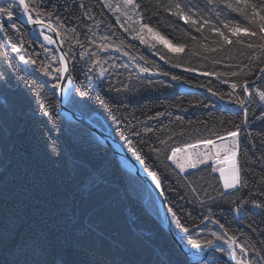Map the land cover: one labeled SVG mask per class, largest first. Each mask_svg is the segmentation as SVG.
Wrapping results in <instances>:
<instances>
[{
  "label": "trees",
  "instance_id": "obj_1",
  "mask_svg": "<svg viewBox=\"0 0 264 264\" xmlns=\"http://www.w3.org/2000/svg\"><path fill=\"white\" fill-rule=\"evenodd\" d=\"M11 2L3 1L0 7H7ZM26 2L36 3L37 0ZM197 2L203 6L204 0ZM79 4L87 6L91 19L83 16L86 9ZM108 4V0H43L40 4L43 11L54 13L52 17L41 15L40 18L60 33L64 52L71 46L77 54L76 60H69L71 74L76 80L73 87H87L90 94L84 103H78L81 98L70 93L65 107L91 119L101 130L108 129L135 162L130 146L121 136L129 120L137 125L142 136L145 126L165 129L158 133L161 138L182 131L184 135L173 138L177 144L195 143L203 138L215 139L240 125L238 159L242 175L248 174V188H241L234 196H228L221 202L218 192L223 191V187L218 173L202 167L191 172L195 175L190 177L195 182L198 196L182 187L174 176H168L164 183L166 188L173 187L176 191H165L162 195L172 227L187 250L200 249L192 248L187 242V234L175 223L173 211L187 226L199 225L198 229H193L191 238H211L213 231L223 234L227 230V235H235L240 244L264 247L260 243L264 241V214L256 215L260 210L250 208L253 199L264 202V194L261 193L264 188L261 183L264 180V160L260 159L264 157V119L256 118L261 115L259 103L248 106L245 123L241 110H228L201 94L181 92L171 82L161 83L169 81L170 76L153 75L154 84H148L146 80L141 83L139 79V66H145L152 73L178 75L181 82L190 87L211 88L218 98L224 96L221 100L235 103L228 97L233 82L248 80L250 86L264 90V79L255 72L251 76L244 74L256 62H250L246 56L240 55L238 48H233L231 53L224 54L222 63H214L208 57L215 54H204L199 48L192 47L193 41L189 39L195 35L198 41L210 43L215 37L207 27L203 30L207 40H202L201 33L195 32L190 25L163 12L152 16L148 22L174 43L186 44L181 53H171L157 45L172 63L181 62V67L166 65L158 56L154 63L145 64L140 56L148 60H153V57L144 50L145 46L133 41L129 33L116 23L117 16L121 21L124 17L112 12L106 6ZM77 17L84 20V24L77 23ZM13 18H21L20 12L17 11ZM229 18L234 22L247 23L242 16L230 10ZM0 19L7 21L6 15ZM13 21L17 26L15 29L9 23L0 32V73H7V83L0 84V264H190L163 227L158 206L146 184L123 168L113 151L101 144L87 127L60 115L58 89L52 87L56 83L53 77L58 76L56 69L60 67L58 56L51 47H41L43 43L31 37L21 22ZM109 24L112 28H108ZM73 37L83 42L89 53L97 51L105 43H109L111 48L91 59L85 56L81 60L79 53L84 49ZM103 37H108V40ZM13 45L19 52L11 51ZM45 47L49 50L45 51ZM117 47L119 52L112 50ZM124 52L129 55L125 56ZM20 55L26 60L34 59L36 63L23 64L19 61ZM97 60L99 64L95 63ZM114 64L117 67L113 68ZM44 67L48 68L50 75L42 73ZM88 67L93 70L86 79L83 73ZM102 67L108 69V78L92 79L98 76ZM186 67L196 71H184ZM205 71L222 74L236 71L239 75H221L219 78L199 75ZM117 72L120 75H115ZM222 80L229 83H222ZM109 82L117 88L122 85L135 87L126 95H117L109 90ZM235 93L237 97L244 95L241 88H237ZM97 97L107 101L109 106H102ZM255 100L258 101V97ZM45 111L50 115H43ZM157 112H166V115L159 120L147 119ZM133 115L145 124H137V119H132ZM117 120L121 122L117 123ZM145 138L154 142L156 135L148 133ZM138 139L131 137L133 147L138 146ZM52 142L59 145L62 156L49 154L47 146ZM82 159L92 160L101 166L106 176L102 185L93 187L88 184L83 173L74 167ZM146 163L154 167L151 158ZM186 192L187 200H181ZM209 196L216 197V203ZM245 198L249 201L246 209L250 210L240 216L235 215L230 209ZM188 200L192 203L189 204ZM200 201L204 202L203 206H200ZM177 205H182V208ZM204 216L219 220L225 229L211 222L201 224ZM236 252L237 259H243L239 248ZM221 253L229 254L225 250ZM251 255L249 252V257ZM202 264L228 263L218 260Z\"/></svg>",
  "mask_w": 264,
  "mask_h": 264
},
{
  "label": "snow or ice",
  "instance_id": "obj_2",
  "mask_svg": "<svg viewBox=\"0 0 264 264\" xmlns=\"http://www.w3.org/2000/svg\"><path fill=\"white\" fill-rule=\"evenodd\" d=\"M41 3H43V0H37L36 3L26 2V0H12L7 7H0V16L6 15L7 21L11 24V27L15 29L17 26L13 21V17L15 13L19 11L21 16L27 18L28 24L40 26L37 36L38 40L42 37L43 41L47 42V44H53L55 43L53 37L45 34L44 29L47 28L51 32H57V29L53 28L51 24H45L40 17L41 15L52 17L54 13L51 11H43L40 7ZM78 6L85 8L86 11L83 13V16L91 19L89 16L90 10L87 6L84 4H79ZM106 6L110 10L117 12L123 10V21L117 16L116 23L120 24V27L123 28L125 33H129L133 41H138L140 45L145 46L144 50L153 57V60H148L146 57L140 56L139 59L144 60L145 64L154 63L155 58L158 56L159 60L164 61L166 65L170 64L172 67H181V62L177 61L176 63H172L157 45L167 48L171 53H181L184 51L186 44L174 43L172 39L167 38L148 22L152 16L166 12L169 16L176 17L177 20L190 25L194 28L195 32L201 33L202 40H207V37L203 36V30L207 27V31L215 37L210 43L198 41L195 35L189 36V39L193 41L191 46L199 48L204 54H215L208 57L211 58L214 63H222L224 54L231 53L233 48H238L240 55L246 56L250 62H256V65L249 68L244 74L251 76L253 72H255L258 77L264 79V66H262L264 65V0H204L203 6L198 4L197 0H119L117 5L108 4ZM229 10L231 13H238L245 21H247V23L234 22L233 19L229 18ZM33 13H35V16ZM205 13L208 14L205 15ZM57 19L60 18L57 16ZM76 20L77 23L84 24V20L79 17H77ZM85 27H87V25H85ZM108 28H112V25L109 24ZM3 31V25H0V32ZM89 31H91L90 28ZM72 32L75 33L76 29L73 28ZM57 35H60V33L57 32ZM102 39L108 40V37H103ZM76 42L81 49H84V51L79 53L81 60H83L85 56H88L89 59H91L92 57L98 56L99 52L109 51L111 48L109 43H105L101 45L97 51L89 53L83 42L78 38H76ZM41 47H44V45L41 44ZM244 49H247L248 51L245 52ZM48 50L49 49L45 47V51ZM112 50L116 52L120 51L118 47L112 48ZM11 51L19 52V49L13 45ZM76 55L77 54L72 51L70 46L67 52H64L58 57L60 67L56 69L58 76L53 77L56 83H54L52 87L54 89H60L65 96L69 93H75L81 98L78 103H84L86 98L90 95L87 87L82 89L75 87L69 88L65 87L62 83V81L66 79L68 85H75L76 80L71 74L72 69L69 67L67 61L76 60ZM124 55L127 56L129 53L124 52ZM133 59L135 60L136 57H133ZM19 61L23 64L29 62L32 64L36 63V60L34 59L26 60L23 55L19 56ZM95 63L99 64L100 61L97 60ZM121 66L125 68L127 67V65ZM112 67L115 68L117 65L114 64ZM92 70V67H88L87 72L83 73L86 79ZM41 71L46 76L50 75L47 67L42 68ZM139 71L140 73L148 74L147 76H141L139 78L141 83L146 80L148 84H154L155 82L151 79L153 75L164 77L170 76V81L161 83L168 84L171 81L179 83L181 81V77L178 75H170L169 72L152 73L150 68L145 66H139ZM184 71L193 72L196 71V69L186 67L184 68ZM106 73H108V69L102 67L98 76L93 77L92 79H107L108 77ZM65 74L67 75L65 76ZM115 75H120V73L117 72ZM199 75L215 76L219 78L221 75H231L235 77L238 76L239 73L231 71L230 73L222 74L219 72L205 71L199 73ZM221 82L225 84L229 83L228 80H222ZM6 83L7 73H0V84ZM133 87L135 86L122 85V87L117 88L109 82V90L117 93V95H120L121 93L126 95L128 92L132 91ZM230 88L232 91L228 93L229 100H235V103L240 106L245 117V123H247L249 111L248 106L252 105L254 102L259 103L261 108V115L256 118L264 119V90L255 89L254 85L250 86L248 80H243L239 83L233 82L230 84ZM237 88H241L244 95L237 97L235 93ZM207 91L213 96L217 95V93L211 88H208ZM256 97H258V101L255 100ZM219 98L224 99V96L220 95ZM97 102L102 106H109L107 101L99 97H97ZM40 107L43 108L42 105ZM43 115L49 116L50 113L45 111L43 112ZM165 115L166 112H157L155 115L147 117V119L159 120ZM124 119L128 120V117H125ZM132 119L137 118L133 115ZM120 122L121 121L117 120V123ZM137 124H145V121H139L137 119ZM163 131H165V129H154L152 126H145L144 134L142 136L140 129L136 124L131 123V120L128 121L121 131V136L130 146L136 161L143 166L145 173L150 177L151 181L154 182L155 188L159 189L161 193L165 191H176L173 187L166 188L164 183L168 179V176H174L180 182L182 187L190 190L194 196H198L199 193L195 186V182L190 178L195 175V173H190L189 170L199 169L201 165L209 169L211 173H219V178L223 184V191L218 192L221 202H224L228 196H234L241 188H248V182L246 179L248 174L245 172L242 175L243 169L238 159L240 148L237 137L239 136L240 125H236L235 130H228L226 135H218L215 139H198L195 143L182 142L177 144L173 138L176 135H184L182 131L180 133L173 132L172 135H169L167 138H161L158 133H162ZM148 133L156 135L154 142L145 138ZM131 137L139 138L137 141V147L132 146ZM227 138H232L231 144L224 142ZM217 140H219L220 143H217ZM169 141H173V143H169ZM201 146H204L205 150L191 151L198 150ZM207 146H212V148L215 149L214 153L208 150ZM47 147L50 155L55 157L63 155L57 143L52 142ZM145 148L148 149L147 152L144 151ZM149 158L152 159L154 167H150L146 163V160ZM260 159L264 160V157H261ZM168 162H170V164ZM246 166L247 165L245 164V167ZM74 167L83 173L86 182L93 187H99L106 181V176L104 172L101 171V166L97 162L82 159L75 163ZM261 183L264 184V180H262ZM203 190L205 194H207V189L204 188ZM261 193L264 194V188L261 189ZM180 199L187 200V192L185 195H182ZM209 199H211L213 203H216V197L209 196ZM187 202L189 204L192 203L191 200H188ZM231 203H235V201H232ZM203 204L204 202L200 201V206H203ZM248 205L249 201L246 198L241 199V201L236 203V206L230 210L237 216L245 213L246 210H250V208L260 210L256 215L264 214V202H261L258 199H253L250 202V208L246 209V206ZM177 207L182 208V205H177ZM208 211L211 212L212 209L209 208ZM188 215L190 216L191 214L189 213ZM172 216L179 229L187 234V242L192 248L203 251L204 249L215 247L216 250L223 252L224 248L221 245L225 244L230 250V257L236 260V264H264V247L257 248L255 244L251 247L240 244L235 235H227V230H225L223 234H217L213 231L211 233V238H191L193 236V229H198L199 225L193 224L192 227L187 226L186 223L181 222L180 215L175 211L172 212ZM205 222L214 223L218 225L220 229H225L223 223H220L219 220H213L211 216H204L201 220V224H204ZM255 231L256 229L254 228L253 232ZM241 235H243V233H241ZM226 236L227 238H225ZM260 243L264 245V241H261ZM236 248H239L240 255L243 259H237ZM249 252L252 253L251 257H249ZM191 255L195 257L198 253H192ZM200 264H202V261Z\"/></svg>",
  "mask_w": 264,
  "mask_h": 264
},
{
  "label": "water",
  "instance_id": "obj_3",
  "mask_svg": "<svg viewBox=\"0 0 264 264\" xmlns=\"http://www.w3.org/2000/svg\"><path fill=\"white\" fill-rule=\"evenodd\" d=\"M13 20H17V21L21 22L28 29V31L30 33L32 26L25 24L20 18H13ZM8 24H9L8 21H3L0 19V25L6 26ZM36 27H40V26H36ZM45 29H47V28H45ZM46 33L53 37V40L55 41V43H53L52 45H49V44L43 42L40 38H39V40L44 44V46L51 47L55 51L57 56L59 57L60 55H62L64 53L62 42H61L59 35H57V32H51L48 29H47ZM35 39L38 40L37 38H35ZM67 62L69 64V61H67ZM66 75L67 74H65V76ZM168 80L170 81V78H168ZM65 82H66V79L64 81H62L63 84ZM171 83L174 86H176L177 88H179L177 86V82L171 81ZM179 83L184 85L183 89H179L181 92H185V93L196 92L198 94L205 96L208 100L213 101L215 104H218L220 107H224V106L229 107V108L234 109L235 111L241 110L240 106H238L236 103L223 101V100L219 99L217 96H213L210 92H208L204 88L190 87V86L182 83L181 81ZM71 87H73V85H71ZM69 95H70V93H69ZM69 95H68V97H69ZM210 96L214 97L215 99L214 100L211 99L212 97L210 98ZM57 100L59 102V113H60V115H62L63 117L65 116V119H67L69 121H72V122H75V123H78V124H81V125L87 127L96 136L97 140L101 144L110 148L113 151V154L115 155L116 158L119 159V155H118V152L115 148L119 147L120 149H122V153H123L122 155H123L125 162L128 165H131L134 168V170L125 168L122 165V162L120 161L122 167L125 168L130 173L138 176L146 184V186L151 190V192L155 198L156 204L158 206L159 212H160L163 227L165 228L167 233L172 237V239L176 243L177 247L188 258L190 264H200L201 261L205 262V261H217V260H224L228 264H235L233 262V259L230 256H226V255L222 254L220 251L216 250L215 247L209 248V249H204L203 251H189V250H187V248L181 243L180 236L175 232V230L172 227V224H171V221L169 218V214H168V211H167V208L165 205V201H164V198H163L161 191L159 189H156L155 186L152 183H150V181L146 177L147 174L145 173L144 169L139 165V163L135 162L130 157L127 150L113 138V136L109 133L108 129L103 131L98 126H96L91 121V119L85 118V117L81 116L80 114L73 112V111L69 110L68 108H66L65 104L63 103V92H61L60 89H58ZM229 139L230 138H227L226 140H229ZM238 141H239V136H238ZM192 253L200 254V258L199 257H192L190 255ZM212 256H214L215 259L212 260L211 259Z\"/></svg>",
  "mask_w": 264,
  "mask_h": 264
},
{
  "label": "bare ground",
  "instance_id": "obj_4",
  "mask_svg": "<svg viewBox=\"0 0 264 264\" xmlns=\"http://www.w3.org/2000/svg\"><path fill=\"white\" fill-rule=\"evenodd\" d=\"M3 1H8V0H0V3L1 2H3ZM12 1V0H11ZM25 24H27V25H29V26H32V28H31V30H30V36L31 37H33L34 39L35 38H37V36H38V30H39V27H36V26H33V25H30V24H28L27 23V18L26 17H23V16H21V18H20ZM44 31H45V34H47L46 33V31H47V29H44ZM40 39L43 41V38L42 37H40ZM43 42H45V41H43ZM45 43H47V42H45ZM49 45H52V44H49ZM141 76H147V74H141ZM64 86L65 87H69V88H71V85H68L67 84V81L64 83ZM177 86L179 87V89H183V87H184V85L183 84H181V83H177ZM57 93H58V90H57ZM69 95V94H68ZM68 95L67 96H65V94L63 93V103L64 104H66V102H67V99H68ZM212 96H210V98H211ZM211 99H215L214 97H212ZM228 108V110H232V111H235L234 109H232V108H229V107H227ZM65 117V116H64ZM239 136H240V133H239ZM231 139L232 138H230L229 140H225L224 142L225 143H229V144H231ZM237 140H238V137H237ZM218 141V140H217ZM239 142V141H238ZM218 143H220V142H218ZM116 150H117V152H118V155H119V161H121L122 162V165L125 167V168H127V169H133L134 170V168L131 166V165H128L126 162H125V160H124V158H123V153H122V149H120L119 147H116L115 148ZM207 149L208 150H210L211 152H213L214 153V151H215V149L214 148H212V146H207ZM203 150H205L204 149V146H201V148L200 149H198V150H191V151H203ZM222 155H223V153H222ZM213 159H214V157H213ZM211 163V162H210ZM202 167H205V166H203V165H201L200 166V168H202ZM147 177V179L150 181V183H152L153 185H154V182H152L151 181V179H150V177H148V176H146ZM220 183H221V185L223 186V184H222V181L220 180ZM148 188V187H147ZM148 190L151 192V190L148 188ZM151 194H152V192H151ZM153 195V194H152ZM154 197V196H153ZM155 199V198H154ZM225 249V251L226 252H228L229 253V249H228V247H227V245H225V244H223L222 245ZM223 254V253H222ZM191 255V254H190ZM225 255V254H224ZM192 256V255H191ZM226 256H230L229 254H227ZM193 257V256H192ZM195 257H199L200 258V254H198L197 256H195ZM213 260V259H212ZM218 261V260H217ZM233 262L236 264V260L235 259H233Z\"/></svg>",
  "mask_w": 264,
  "mask_h": 264
},
{
  "label": "rangeland",
  "instance_id": "obj_5",
  "mask_svg": "<svg viewBox=\"0 0 264 264\" xmlns=\"http://www.w3.org/2000/svg\"><path fill=\"white\" fill-rule=\"evenodd\" d=\"M118 2H119V0H108V3L109 4H112V5H117L118 4ZM112 12H114V13H116V14H119L120 13V15L122 14L123 15V10H121V11H113V10H111ZM223 245V244H222Z\"/></svg>",
  "mask_w": 264,
  "mask_h": 264
},
{
  "label": "built area",
  "instance_id": "obj_6",
  "mask_svg": "<svg viewBox=\"0 0 264 264\" xmlns=\"http://www.w3.org/2000/svg\"><path fill=\"white\" fill-rule=\"evenodd\" d=\"M191 170H189V172H190Z\"/></svg>",
  "mask_w": 264,
  "mask_h": 264
}]
</instances>
